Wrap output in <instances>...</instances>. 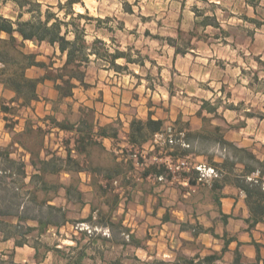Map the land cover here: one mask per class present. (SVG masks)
Segmentation results:
<instances>
[{
  "label": "rangeland",
  "instance_id": "rangeland-1",
  "mask_svg": "<svg viewBox=\"0 0 264 264\" xmlns=\"http://www.w3.org/2000/svg\"><path fill=\"white\" fill-rule=\"evenodd\" d=\"M37 1L43 5V12L49 8L52 12H58L59 3L65 4L68 0ZM80 1L82 4L73 5L74 16L88 13L90 17L105 21L101 25L95 20L80 21L81 26L88 30V40L92 42L95 38L102 39L110 53L121 52L131 63L119 59L116 65L120 68L117 69L105 61H94L92 58L87 69V82H91L89 89L76 90L74 99L58 102V98L52 96V83L40 86L42 104L33 105L31 109L21 110L17 104L10 103L14 94L0 86L1 211L17 212L24 203L25 193L32 188L29 185L30 178L24 184L20 176L15 175L17 166L10 167L3 157L5 152L9 151L10 158L16 162L24 160L28 164L29 175L38 173L30 166V155L17 145L12 147L17 134L23 132L27 125L33 126L35 130L42 128L46 133V148L56 151L59 156H63L59 152L60 148H64V140H70V148H73L76 135L54 128L51 119L83 129L92 127L94 132L97 128L98 133L103 127L99 124L104 125L105 119L96 122L97 110L118 108L123 118H133L132 121H146L151 113L155 120L160 116L166 117L163 120V131L167 128L164 140L170 147L187 148L178 139L183 138L178 131L185 127L184 124L190 125L189 130L203 134L214 132L215 127L221 126L228 141L240 138L247 144L254 142L257 144L254 148L258 155L264 156V0ZM18 13L19 9L13 0H0V14L16 20ZM27 18L25 16L24 20ZM205 23L212 25L206 27ZM217 24L219 27H215ZM26 52L38 55L39 61L55 62V67L61 65V61L54 55L55 49L47 44L27 42ZM28 75L37 78L43 75V70L34 68L28 71ZM44 99L49 100V103ZM205 103L217 110L216 116L202 111ZM3 106L14 108L15 114L4 113ZM195 127L200 129L194 130ZM114 128L119 134L123 121L113 122L108 127L110 134L114 133ZM169 138L174 140L173 144L168 142ZM120 140L123 141L122 138ZM193 144L198 154L209 157L223 154L215 143L194 141ZM33 148L39 150L38 146ZM88 148L87 156L78 160L81 163L89 161L88 166H83L88 170H98V174L91 181L92 191L84 192L82 201L73 197L72 205L65 207L70 223L59 230L50 228L38 238V261L35 259V251L29 247L15 250L14 241L0 245V258L2 251L7 254V257H2V261H8L10 256H14L17 264H76L79 254L85 250L80 264H109L117 261L118 264H136L131 259L136 253L134 248L124 246L129 243V239L122 232L120 223L124 228L130 226L134 229L133 235L140 241L139 245L145 248L146 228L143 224L146 221L153 224L159 220L152 213L153 210L166 207L172 211V221L176 220L178 215L173 211L181 206L179 196L175 191L159 187L166 179L159 181L156 177L145 183L138 181L141 166H137V173L129 175L131 186L115 208L114 194L120 193L117 190L118 183L114 181L115 191L110 193H104L99 186L106 183L105 177L109 172L119 175L127 171L129 174L133 171V165L132 169L125 163L117 165L114 156L101 146L92 145ZM127 150L132 155L135 149ZM140 154L136 153L138 162ZM161 164L166 166L164 162ZM4 170H10V177L5 176ZM46 178L52 183L70 182L75 186L82 183L78 174H73L71 178H66L64 174H47ZM38 197L39 202H43L55 195L50 192L46 197L38 193ZM48 203L55 205L53 202ZM27 206L33 212H38L37 204L28 203ZM113 207L115 209L111 218L115 226L111 231L106 227L81 222L92 213L93 221L98 220L101 213L108 216ZM186 208L192 210L189 201ZM40 209L45 211L44 207ZM0 222L17 224L16 219L2 217ZM30 224L36 226L35 223ZM169 226L172 227L171 224ZM0 229L12 231L1 223ZM156 232L158 235H155ZM152 233L156 243H160V250L165 253H168V241L181 258L184 250L191 247L182 243L178 237L171 241L172 236L167 240V236L159 235V231ZM1 236L3 239L2 233ZM37 236V230L29 235L31 244L36 242ZM47 247L57 248L60 252L50 251L43 257ZM149 247L152 252H156L157 245ZM143 252V249L139 250L140 255Z\"/></svg>",
  "mask_w": 264,
  "mask_h": 264
},
{
  "label": "trees",
  "instance_id": "trees-1",
  "mask_svg": "<svg viewBox=\"0 0 264 264\" xmlns=\"http://www.w3.org/2000/svg\"><path fill=\"white\" fill-rule=\"evenodd\" d=\"M19 9V13L16 20L5 17L0 14V86L7 91L14 94L10 103L17 104L19 109H31L34 103L40 102L43 98L38 93V87L41 84L49 81L53 84L54 90L58 93V102L65 101L67 99H74L75 91L77 89L87 90L91 85L87 82V69L94 61H105L109 63L113 68L119 69L116 65V61L119 59L126 60L127 63L131 61L121 52L110 53L109 47L102 39L95 38L92 42L88 40V30L86 27L81 26L82 20H95L99 25L103 24L101 18H93L87 14H78L74 16L72 10L75 3H81L80 0H68L65 4L59 3L58 12H52L50 8L43 12V5L37 0H13ZM63 14L61 17L60 14ZM28 18L24 20V17ZM97 27H100V26ZM212 24L205 23L204 26ZM214 26V25H213ZM215 27H219L218 24ZM108 31H112L111 28H106ZM5 35V36H3ZM35 42L38 44H47L55 49V56L61 61L59 67H55V62L51 61L46 63L38 60V55L26 52V43ZM39 68L43 70V75L34 78L28 75V70L31 68ZM45 101H49L44 99ZM202 108V111L212 115H217V110L209 107V103ZM14 108L10 106H3L2 111L6 114H15ZM202 115L201 113L199 114ZM54 128L76 133L75 146L70 148V140H64L63 144L66 157L59 156L56 151L46 148L45 132L42 128L34 129L33 126L27 125L25 130L17 134V140L13 141V146L23 148L30 155V166L34 172H38L32 175L28 174V164L23 160L16 162L10 158V152L6 151L3 157L5 161L10 164V167H16L15 175L20 176L21 181L25 184L26 179L30 178L29 185L32 187L25 193L23 197L24 203L17 212L9 210L1 211L0 218L16 219L17 224L0 222L12 231L1 230L4 240L14 241L15 247L30 246L35 249V259L38 261L40 255V246L38 244V238L41 237L48 229H61L66 226L70 221L67 218L66 209L51 205L48 202H52L61 189L66 190L68 200H72L75 197L76 200L82 201L83 193L78 186L74 184L65 185L62 183H52L46 178L47 174L54 176H60L65 172H82L85 169L81 166V162L72 156V151L82 153L86 150V146L92 144L93 140V128L83 129L77 125L67 124L66 122H59L56 119H51ZM205 121L208 119L205 118ZM165 122L161 119L155 120L150 113L149 118L146 121L133 120L131 123V132L129 139L131 143L139 145L141 141H146L149 134L162 133ZM184 128L178 132L183 136L180 141L192 146L194 141H209L215 143L224 154V161L222 163H214L215 169L217 167L227 171L233 172L238 164H242L244 169L241 174H238L235 185L239 187L246 194V201L250 208L251 214L254 217L255 223L263 221L264 219V160L257 157L252 151L244 147H238L233 142L228 141L225 138L224 129L221 126L215 127L214 132L209 134H203L202 132H194L189 130V124H184ZM114 133L110 134L108 126L100 128L98 134L100 137H118V133L114 128ZM116 131V132H115ZM31 143V144H30ZM39 147V150L33 147ZM189 148H174L172 155L184 156L185 152ZM229 152L230 155L226 153ZM44 153V156L42 154ZM213 158V157H211ZM148 170H151L156 176L164 175L171 176L168 167L164 164H152ZM98 171V170H97ZM5 176L11 173L10 170H4ZM183 178H187L190 175L194 176L200 173L195 168L186 170L183 169L180 172ZM258 175L257 178L253 177ZM115 174L109 172L105 177L106 183L99 186L104 193H110L115 191L113 183L116 181ZM219 176V175H218ZM7 177H10L8 175ZM251 179H250V178ZM202 181V180H200ZM18 182V180H16ZM190 185H195V182L190 178ZM216 186V184H215ZM217 187L219 185L217 184ZM54 193L55 197L52 199H46L43 202H39L38 193H42L47 197L48 193ZM19 197V195H18ZM120 200V194H114L115 208ZM10 200H8L9 202ZM29 204H37L38 212H33ZM45 208L43 211L40 208ZM111 208L109 215L104 216L102 213L99 215V219L93 221V213L90 216L82 220V223H88L90 226L106 227L108 230H112L115 226L112 221L111 214L115 209ZM165 217L164 220H168ZM30 223H35L36 226H32ZM121 230L128 236L129 243L139 245L135 236L130 234L129 230L123 227L120 223ZM38 231L36 242L31 244L29 235ZM84 235V233H82ZM79 244L78 240L75 239ZM127 245V244H125ZM228 244L223 251H226ZM57 249V248H56ZM55 248H48L47 253H44L43 257H46L48 252L55 251ZM76 249V248H75ZM60 252L59 250H56ZM84 251L79 254V258L76 260V264L81 263V258L84 255ZM239 252H237V259L235 264L239 263ZM42 257V261L45 258ZM217 259L218 256L214 255L209 259ZM186 258H183L182 262L177 264H186ZM119 261L109 264H118ZM0 264H17L14 261L13 256H10V260L1 261ZM145 264H169L163 260H155L152 262H146Z\"/></svg>",
  "mask_w": 264,
  "mask_h": 264
},
{
  "label": "crops",
  "instance_id": "crops-1",
  "mask_svg": "<svg viewBox=\"0 0 264 264\" xmlns=\"http://www.w3.org/2000/svg\"><path fill=\"white\" fill-rule=\"evenodd\" d=\"M50 83L51 82L47 81L44 84L39 85L38 93L40 86L48 85ZM88 83L91 84V82ZM52 96L53 98H58V93L54 90V88ZM40 104H42V101L34 103L33 105ZM95 114L97 115L96 122H98L99 119H105L104 125H107L108 127L112 125L113 122H121L122 120V131L119 132L117 138L100 137L96 128L95 132H93L94 142L87 145L86 150L82 153H77L73 150L72 156L77 159L80 157H86L89 149L88 147L96 145L103 147V150L109 152L110 155L112 154L117 165L122 166V163H125L132 169V164L133 171L129 174H127L126 171L125 173L122 172L115 176V182L118 183L119 187L117 190L120 192V199L123 198L125 192L131 186L129 184V181H131L129 175L138 172L137 166H141V170H139L141 173L137 180L145 183L151 178L157 177L151 170H148L149 165H152V163L161 164L164 162L167 167H175L179 161L185 160L189 165H192V167H188L186 169L190 170V168L194 169L198 165H205L206 167L214 166L215 162L222 163L225 159L224 154L221 153L220 155L212 156L213 158L207 155L198 154L196 153V146L194 144L190 148L187 147L189 149L186 150L184 156L172 155L175 147H170L164 140L167 128L162 133H156L153 135L149 134L146 141H141L139 145H135L131 143L129 139L131 121L133 118L128 120L123 118V115L120 113L118 108L100 109L97 110ZM152 117L154 118V115H152ZM157 119L165 120L166 117L160 116V118ZM99 125L105 127L102 123ZM193 129L199 130L200 128L195 127ZM71 134H75L77 136L76 133L72 132ZM120 138L123 139L122 142H120ZM225 138L227 139L226 136ZM231 141L238 147H244L252 150L258 158L264 160V156H259L257 150L254 148V146H257L254 142L247 144L240 138H235ZM127 148H129L130 151L135 149L133 153L135 156L133 154H129ZM138 152L141 153L139 155V162L136 159V153ZM59 153H63V157H66L67 152L65 151V147L60 148ZM226 154L230 155L229 152ZM82 163L81 166L84 164L87 166L89 165V161L87 160L85 163ZM83 168L85 170L79 173L65 172L62 174H64L66 178H71L73 174H78L79 177H81L82 182L78 187L84 194L86 191H92L91 181L97 177L98 173L97 170H88L84 166ZM243 169L244 166L242 164H238L234 171L229 173L227 169L224 168L223 170L217 167L216 170L219 175L217 178L205 177L202 181L198 179V174L183 178L179 174V171L171 173L170 177L165 176L166 182L160 183L159 187L165 189L166 191H175L176 195L179 196V200L181 201L179 204H181V206L177 207V209L173 211L178 215V217L175 221H172V211L166 207H159L155 211L153 210L152 213L155 214L156 218H159L158 222L152 224L151 221H146L143 224L146 228L144 239L147 248H142L132 243H128L127 245L124 244V246H132L136 252L131 258L132 261L136 264H140L141 262L145 264L146 262L148 263L157 259L166 261L169 264H177V262H182L183 258H186V264H235L237 252H239L238 264H264V219L263 221L255 223L254 217L252 216L246 201V194L235 185L234 181L238 178V174L242 173ZM257 176L258 175L255 174L253 177L257 178ZM190 178L195 182V185L189 184ZM217 184L219 187H217ZM65 185H70V182ZM57 200H60L61 202L59 203ZM187 201L190 202L192 210L186 208ZM52 202L53 204L62 206L63 208L72 205V200H68L65 189H61L58 196L55 197ZM160 211H162L161 214H159ZM190 211L191 214L189 215ZM127 213L125 215H127ZM165 217L170 219L165 221ZM170 224L172 227L169 226ZM128 227V229L126 228L127 230L131 229L130 226ZM152 231H159V235L161 236L166 235L167 240L170 236H172L170 238L171 241L174 237H178L182 243L191 247L184 250L182 255L183 258H181V256L173 250V246L171 244L169 245L168 241L166 244V251L168 253H165V251L160 250V243H156V238L153 237ZM129 232L133 235L135 230L131 229ZM155 235H158V233L156 232ZM11 242L12 240L6 241L4 238L2 239L0 233V245H5ZM138 243H140L139 240ZM227 244L228 247L226 248V251H223ZM150 245H157L155 253L151 251V247H149ZM24 247L31 248L30 246ZM24 247H15L14 245L15 250L23 249ZM140 249L144 250L143 255L139 254ZM31 250L35 251L33 248H31ZM214 255H217L218 258L209 259V257H213ZM2 257H7L5 251H2L0 258L1 261ZM14 261L16 263L15 258Z\"/></svg>",
  "mask_w": 264,
  "mask_h": 264
},
{
  "label": "built area",
  "instance_id": "built-area-1",
  "mask_svg": "<svg viewBox=\"0 0 264 264\" xmlns=\"http://www.w3.org/2000/svg\"><path fill=\"white\" fill-rule=\"evenodd\" d=\"M168 142L170 144H173L174 143V140L169 138ZM181 144L182 146L184 147H189V145L185 144L183 141H181ZM189 167V164L188 162H186L185 160H181L178 162V164L175 166V167H168V170L170 173H173L175 171H180V170H183V169H187ZM195 169L197 171H199L200 173V178L199 180H203L205 177H208V178H217L218 177V172L217 170L210 166V167H206L205 165H198L195 167ZM159 181H164L166 178L164 175H160V176H157Z\"/></svg>",
  "mask_w": 264,
  "mask_h": 264
}]
</instances>
